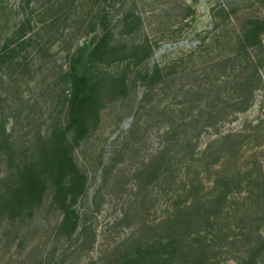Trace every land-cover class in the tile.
<instances>
[{
    "label": "rangeland",
    "instance_id": "374dc122",
    "mask_svg": "<svg viewBox=\"0 0 264 264\" xmlns=\"http://www.w3.org/2000/svg\"><path fill=\"white\" fill-rule=\"evenodd\" d=\"M255 18L264 0H0V123L21 163L66 126L62 74L92 36L150 48L95 64L123 72L126 92L71 148L77 229L61 231L48 186L0 217V264H127L146 246L134 264H264V32L260 81L245 90L238 48Z\"/></svg>",
    "mask_w": 264,
    "mask_h": 264
},
{
    "label": "trees",
    "instance_id": "16d2710c",
    "mask_svg": "<svg viewBox=\"0 0 264 264\" xmlns=\"http://www.w3.org/2000/svg\"><path fill=\"white\" fill-rule=\"evenodd\" d=\"M263 32L264 19L261 18L249 19L242 29L238 48L245 54L242 67L249 70L240 81L244 90L250 87L251 82L256 85L260 81V60L256 58L258 51L255 50L262 47ZM149 49L144 43L127 46L123 42H112L108 31L92 36L85 44V54L72 57L62 74L67 103L66 126L56 127L46 135L37 136L36 157L33 161L21 163L15 160L16 151L12 139L0 123V159L4 157L3 160L10 168L5 174H0V217L14 218L31 209L50 186L54 191L53 199L64 210L61 231L67 233L77 229L78 214L66 200L69 195L82 191L84 176L70 154L71 148L96 125L102 104L114 94L126 92L123 72L96 70L95 64L113 63L126 58L134 60L145 56ZM249 49L254 50V53L251 54ZM191 183L192 179L188 184ZM185 208H188L186 203ZM143 251L127 256V264H134L139 258L146 262L150 255L149 247H144Z\"/></svg>",
    "mask_w": 264,
    "mask_h": 264
}]
</instances>
